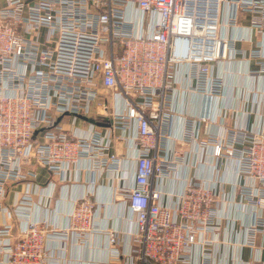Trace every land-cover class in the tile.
Segmentation results:
<instances>
[{
  "label": "built area",
  "instance_id": "1",
  "mask_svg": "<svg viewBox=\"0 0 264 264\" xmlns=\"http://www.w3.org/2000/svg\"><path fill=\"white\" fill-rule=\"evenodd\" d=\"M199 2L198 12L214 18L208 29L199 21L202 34L192 38L185 26L195 0H0V256L7 264H51L49 242L83 247L94 234L106 237L114 257L105 264H213L235 212L238 220L250 216L248 231L264 235V116L256 128L209 129L230 112H215L226 87L216 63L254 60L259 70L251 75L264 77V47L237 49L264 38V0ZM244 17H251L247 39L237 35ZM179 67L204 106L182 117L176 136ZM103 94L113 102L105 130L92 121L95 109L107 108ZM176 141L191 147L188 175L167 193L160 187L177 170ZM117 142L136 151L134 185L118 188L132 221L122 251L119 228L98 229L102 205L92 199L99 181L114 183L122 171V156L112 153ZM39 169L56 178L46 189L36 183ZM83 181L93 190L75 201L65 228L27 218L34 196L47 201L57 185ZM13 184L26 189L10 209Z\"/></svg>",
  "mask_w": 264,
  "mask_h": 264
},
{
  "label": "crops",
  "instance_id": "2",
  "mask_svg": "<svg viewBox=\"0 0 264 264\" xmlns=\"http://www.w3.org/2000/svg\"><path fill=\"white\" fill-rule=\"evenodd\" d=\"M251 17H244L237 35L247 39ZM236 32H234V36ZM264 47V38L254 35L252 42H237V49L249 52L257 46ZM180 78V84L177 85L176 96L174 98L176 120L174 129L176 136L181 134L182 117L184 115L200 114L204 106L201 96L190 90V82L187 80V71L184 67L177 68ZM259 70L256 61L247 62L241 57L238 60H225L214 65V74L222 76L225 80V90L222 97L217 98L215 103L216 115L226 108L230 109L229 115L222 122H218L209 129L215 133H223L225 126L231 127L236 124L248 126L250 128L260 127L264 116V77H254L250 72ZM99 103L106 105L105 109H95L93 119L96 125L105 130L112 122L111 113L113 111V102L109 95L100 96ZM222 123V124H221ZM120 132L117 131L116 134ZM129 146V147H128ZM130 144L117 142L112 150L118 152L123 159L122 171L111 183L110 179L99 181V185L94 188L92 199L99 202L101 212L97 217L98 229L117 227L121 231V242L118 245L120 251L127 249L125 235L132 230L131 216L128 209L125 208L122 194L118 188H131L134 185L136 172V151ZM176 154L171 158L175 160L178 167L176 172L169 180L164 181L161 190L169 193L177 190L179 184L188 175L187 160L188 152L191 149L189 144L176 141L174 144ZM210 158L206 159V164L202 174L209 175ZM193 170V171H192ZM191 173L193 174L194 168ZM39 177L37 184L40 189H46L49 184L56 181L55 176L43 169L38 170ZM117 174V173H116ZM118 175V174H117ZM116 177V176H114ZM229 178H233L232 170L228 173ZM88 181V180H87ZM26 186L24 184H13L8 190L6 206L10 209L18 202ZM90 189L89 183L83 181L80 185H57L51 198L46 201L44 195L34 196V205L30 206L27 218L32 220H42L46 218L58 228H65L69 221V216L74 210L75 201L86 194ZM168 198L166 197V200ZM47 203L49 210L45 212L44 204ZM221 212V211H220ZM235 222L226 223L227 230L220 233L218 246L214 247L213 264H259L264 262V235L248 231L251 218L249 215L238 220V212H235ZM5 222L3 214L0 212V226ZM231 228V229H230ZM233 228V229H232ZM101 233V232H100ZM216 237L212 234L206 235V240H212ZM229 245H226V243ZM51 264H105L113 261V255L107 250V239L102 234H94L87 246L79 247L72 242H67L65 249L62 250L61 242L57 239L49 242ZM0 264H7L5 257L0 256Z\"/></svg>",
  "mask_w": 264,
  "mask_h": 264
},
{
  "label": "bare ground",
  "instance_id": "3",
  "mask_svg": "<svg viewBox=\"0 0 264 264\" xmlns=\"http://www.w3.org/2000/svg\"><path fill=\"white\" fill-rule=\"evenodd\" d=\"M199 1L200 0H195V10H196V8L198 10V5L200 3ZM193 5H194V3H193ZM200 5H201L200 7H202V3ZM212 7H210V8H212ZM199 11H200V9H199ZM213 18H214V15H213L211 10L207 14H203V16L198 11H195L194 16L193 15L190 16L188 18V21H186V24H187L185 26L186 31L190 30L189 34H190V37H192V38L200 36L202 34V29H198L196 24L202 20L201 22L204 23L205 28L208 29V26L210 25V21Z\"/></svg>",
  "mask_w": 264,
  "mask_h": 264
},
{
  "label": "rangeland",
  "instance_id": "4",
  "mask_svg": "<svg viewBox=\"0 0 264 264\" xmlns=\"http://www.w3.org/2000/svg\"><path fill=\"white\" fill-rule=\"evenodd\" d=\"M200 4H201V2H200L199 5H198V10H197V11H199V7L201 6ZM200 8H201V7H200Z\"/></svg>",
  "mask_w": 264,
  "mask_h": 264
}]
</instances>
